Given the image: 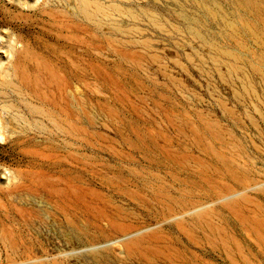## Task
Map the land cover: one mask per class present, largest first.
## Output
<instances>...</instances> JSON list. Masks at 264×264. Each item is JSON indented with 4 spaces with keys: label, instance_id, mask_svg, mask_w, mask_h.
<instances>
[{
    "label": "rangeland",
    "instance_id": "1",
    "mask_svg": "<svg viewBox=\"0 0 264 264\" xmlns=\"http://www.w3.org/2000/svg\"><path fill=\"white\" fill-rule=\"evenodd\" d=\"M0 264H264V0H0Z\"/></svg>",
    "mask_w": 264,
    "mask_h": 264
}]
</instances>
